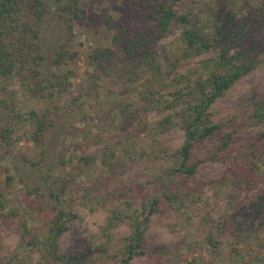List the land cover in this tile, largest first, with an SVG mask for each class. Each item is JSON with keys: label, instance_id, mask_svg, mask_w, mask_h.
Returning a JSON list of instances; mask_svg holds the SVG:
<instances>
[{"label": "rangeland", "instance_id": "1", "mask_svg": "<svg viewBox=\"0 0 264 264\" xmlns=\"http://www.w3.org/2000/svg\"><path fill=\"white\" fill-rule=\"evenodd\" d=\"M216 1L179 0L175 8L179 13L205 18L216 8ZM117 3L118 0H81L80 9L84 10L81 20L75 21L72 28L51 29L46 41L49 51L43 64L44 74L49 69L56 74L74 72L59 99H47L46 103L45 99L24 94L17 82L10 83L27 110L42 112L47 106L54 117V126L44 137L46 157L37 167L23 169V176L32 178L16 180L6 188L4 166L10 160L0 161V192L10 191L5 194L8 201L3 211L18 209V215H0V263L57 264L40 260L39 255L30 252L26 255L19 248L20 222L28 219L32 232L42 237L46 235L53 208L63 207L73 210L77 218L59 240L61 251L82 254L85 258L81 264H121L115 255L130 230L125 222L113 230L110 254L99 247L105 241L99 231L109 210L121 206L131 196L141 199L143 194L161 193L173 178L172 154L182 143L183 132L177 125L168 132L158 133L153 123L165 115L177 121L174 112L152 110L129 118L119 106L126 98L137 97L133 86L122 84L113 75L96 83L83 79L93 70L87 52L111 44L112 31L100 21L99 13L106 5L108 12L117 17L113 9ZM259 4L260 0H250V9L242 13ZM238 5L240 0L221 1L224 8ZM179 34L180 29H174L157 39L154 47L161 54L179 51L182 47ZM59 49L66 52V60L53 66V52ZM207 56L205 53L183 60L178 71L184 72L186 67ZM258 100H264V61H257L248 74L211 104L213 121L225 122L224 131L237 129L229 152L215 161L203 162L180 188L182 194L191 195L189 203L150 215L145 251L134 256L129 264H264V207L259 217L254 218L250 206L251 199L264 189V127L250 124L252 103ZM29 130L26 123L14 133L20 135L19 142L11 147L14 158H40L37 147L29 139ZM216 142V137L205 139L192 151V157L207 156ZM104 154L111 155L108 164L103 161ZM249 178L256 180L250 187ZM34 185L40 187L38 194L27 193ZM50 192L58 194L60 201ZM208 233L213 235L212 241L216 240L215 246L208 244Z\"/></svg>", "mask_w": 264, "mask_h": 264}, {"label": "trees", "instance_id": "2", "mask_svg": "<svg viewBox=\"0 0 264 264\" xmlns=\"http://www.w3.org/2000/svg\"><path fill=\"white\" fill-rule=\"evenodd\" d=\"M177 1L118 0L113 5L117 17L112 16L104 5L99 19L112 31L111 44L87 52V61L93 70L84 80L96 83L102 77L113 75L122 84L133 86L137 92L136 98H126L120 103L119 109L125 116L136 118L152 110H170L177 121L165 115L153 123L155 130L165 133L178 125L184 135L182 143L172 154L175 160L171 168L173 178L161 193L143 194L141 199L125 198L121 206L110 209L105 217L99 231L105 241L99 247L106 254H110L113 230L122 222L130 228L116 251L115 256L121 264H129L134 256L144 253L150 215L172 206L179 209L189 203L191 195L189 192L182 194L180 188L203 162L215 161L229 152L237 129L224 131L225 122L213 121L211 104L248 74L257 61H264V0H260L259 6L246 14L242 11L250 9V0H240L237 8H224L222 0H217L216 8L213 7L205 18L179 13L175 8ZM80 4L81 0H0V149L4 148L0 152V161L10 160V164L4 166L6 188H10L16 180L31 177L23 176V169L37 167L46 157L44 137L54 126V117L47 106L42 112L27 110L10 83L17 82L24 94L45 99L46 103L64 94L69 84L66 81L74 72L68 70L56 74L49 69L44 74L43 64L49 51L46 41L52 28H72L75 21L82 19L84 10L80 9ZM174 29H180L181 49L161 54L154 47L155 41ZM53 53L51 65L64 63L66 52L59 49ZM205 53L208 56L199 59L196 65L186 67L184 72L178 71L183 60ZM51 65L47 63V67L51 68ZM252 107L250 124L264 127V100L253 102ZM26 123L30 129L29 139L40 154L39 159L23 156L19 160L11 154V147L20 138L14 133ZM212 137L217 138L213 150L205 157L194 159L192 151L199 143ZM111 155L104 154L105 164L109 163ZM255 182V179L249 178V187ZM39 189L38 185H34L27 189V193L38 194ZM9 192H0V215L15 216L18 209L3 211L5 201H8L5 194ZM50 195L60 201L58 194L50 192ZM250 206L254 209L253 217L258 218L264 207V189L251 199ZM55 210L54 207L47 222L46 235L42 237L32 232L28 219H22L18 246L26 251V255L29 252L39 255L40 260L81 264L85 256L68 254L59 246L61 236L77 214L63 207ZM250 227L254 229L253 224ZM240 231L236 234L239 235ZM212 236L208 233V244L215 246L216 240L212 241Z\"/></svg>", "mask_w": 264, "mask_h": 264}]
</instances>
